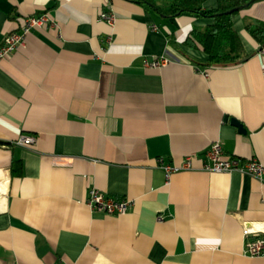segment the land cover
Listing matches in <instances>:
<instances>
[{
    "label": "crops",
    "instance_id": "1",
    "mask_svg": "<svg viewBox=\"0 0 264 264\" xmlns=\"http://www.w3.org/2000/svg\"><path fill=\"white\" fill-rule=\"evenodd\" d=\"M41 12L52 23L0 59V264H264L243 253V222L264 223V180L197 170L166 182L157 166L217 140L264 165V53L244 27L264 21V0L232 17L247 56L210 67L184 40L211 19L129 0H0V44ZM21 133L36 142L13 144ZM90 187L132 205L91 211Z\"/></svg>",
    "mask_w": 264,
    "mask_h": 264
},
{
    "label": "built area",
    "instance_id": "2",
    "mask_svg": "<svg viewBox=\"0 0 264 264\" xmlns=\"http://www.w3.org/2000/svg\"><path fill=\"white\" fill-rule=\"evenodd\" d=\"M101 18L109 25H113L116 14L112 10L103 11ZM16 30L7 33L0 44V59L8 57L17 47L24 44L26 35L33 29L41 28L52 23L48 12L21 16L18 19ZM155 28V26H153ZM264 53V50L262 51ZM168 59L161 56L144 58L142 60L144 67L158 68L167 63ZM206 75V74H205ZM36 142V136L33 134L21 133L13 142L15 145L26 146ZM7 143L0 141V147ZM200 165L196 166L195 162ZM157 166L161 169L165 181L170 176L180 171H205L213 173H232L239 172L248 174L261 181L264 180V165L256 157L241 158L235 155L225 154L222 144L219 140L212 142L201 154L192 153L183 156L177 162H166L162 157L157 158ZM84 204L91 210L104 214H125L132 201L128 198L116 199L99 191L94 187L88 189L84 199ZM158 219H161L158 216ZM258 234H263L260 236ZM244 247L243 253L247 256L264 255V223L243 222Z\"/></svg>",
    "mask_w": 264,
    "mask_h": 264
},
{
    "label": "trees",
    "instance_id": "3",
    "mask_svg": "<svg viewBox=\"0 0 264 264\" xmlns=\"http://www.w3.org/2000/svg\"><path fill=\"white\" fill-rule=\"evenodd\" d=\"M144 6L147 10L163 17H176L190 14L211 19L201 29H193L184 40V45L199 49L207 55L204 66H228L241 62L247 53L241 39L233 27L232 17L239 10L236 8L250 6L257 0H216V7L205 9V0H129ZM241 10V9H240ZM231 11V12H230ZM246 31L264 50V21L249 20L244 25ZM8 146L6 144L3 147ZM12 175L21 174V164L14 162L10 168Z\"/></svg>",
    "mask_w": 264,
    "mask_h": 264
},
{
    "label": "water",
    "instance_id": "4",
    "mask_svg": "<svg viewBox=\"0 0 264 264\" xmlns=\"http://www.w3.org/2000/svg\"><path fill=\"white\" fill-rule=\"evenodd\" d=\"M245 7H247V5H245V6H243V7H240V8H236L235 10H240V9L245 8ZM230 12H231V11H230ZM230 123H231L232 125H234V126L238 129V131H239L240 133H243V134L246 133V128H245L244 125H243L240 121H238L237 119H231V120H230Z\"/></svg>",
    "mask_w": 264,
    "mask_h": 264
},
{
    "label": "rangeland",
    "instance_id": "5",
    "mask_svg": "<svg viewBox=\"0 0 264 264\" xmlns=\"http://www.w3.org/2000/svg\"><path fill=\"white\" fill-rule=\"evenodd\" d=\"M159 4H164L165 2L163 0L158 1Z\"/></svg>",
    "mask_w": 264,
    "mask_h": 264
}]
</instances>
